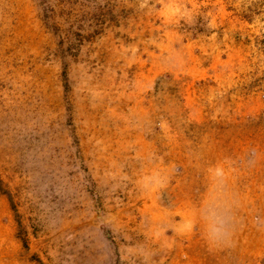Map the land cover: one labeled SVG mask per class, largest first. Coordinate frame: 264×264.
Returning <instances> with one entry per match:
<instances>
[{
  "label": "rangeland",
  "instance_id": "obj_1",
  "mask_svg": "<svg viewBox=\"0 0 264 264\" xmlns=\"http://www.w3.org/2000/svg\"><path fill=\"white\" fill-rule=\"evenodd\" d=\"M0 264H264V0H0Z\"/></svg>",
  "mask_w": 264,
  "mask_h": 264
}]
</instances>
